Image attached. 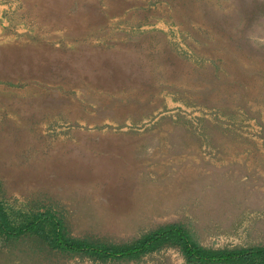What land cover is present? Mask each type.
I'll return each mask as SVG.
<instances>
[{
	"label": "rangeland",
	"instance_id": "374dc122",
	"mask_svg": "<svg viewBox=\"0 0 264 264\" xmlns=\"http://www.w3.org/2000/svg\"><path fill=\"white\" fill-rule=\"evenodd\" d=\"M93 1L72 25L0 45V197L14 223L50 211L92 242L180 223L208 248L264 246V0ZM0 264L189 263L174 246L103 261L27 235L0 236Z\"/></svg>",
	"mask_w": 264,
	"mask_h": 264
},
{
	"label": "trees",
	"instance_id": "16d2710c",
	"mask_svg": "<svg viewBox=\"0 0 264 264\" xmlns=\"http://www.w3.org/2000/svg\"><path fill=\"white\" fill-rule=\"evenodd\" d=\"M27 235L41 237L63 253L84 254L98 260H134L167 246L178 247L189 264H264V246L212 249L197 242L180 223L150 231L131 243L109 244L71 237L64 221L46 211L16 224L0 197V236L6 240Z\"/></svg>",
	"mask_w": 264,
	"mask_h": 264
},
{
	"label": "crops",
	"instance_id": "0c3cea01",
	"mask_svg": "<svg viewBox=\"0 0 264 264\" xmlns=\"http://www.w3.org/2000/svg\"><path fill=\"white\" fill-rule=\"evenodd\" d=\"M89 1L93 0H0V45L11 40L17 31H31L32 28L37 30L43 25L46 27L72 25L75 8L79 9L80 4ZM93 2L99 6L100 0ZM26 17L39 19L38 22L29 24ZM14 18H22L17 24L18 29L13 26Z\"/></svg>",
	"mask_w": 264,
	"mask_h": 264
},
{
	"label": "bare ground",
	"instance_id": "6f19581e",
	"mask_svg": "<svg viewBox=\"0 0 264 264\" xmlns=\"http://www.w3.org/2000/svg\"><path fill=\"white\" fill-rule=\"evenodd\" d=\"M163 166H164V165H163ZM161 167H162V166H161ZM165 167H166V166H165ZM171 169H172V168H171ZM171 169H170V170H171ZM170 170H169V171H170ZM176 171H177V170H176ZM176 171H175V172H176ZM164 172H165V171H164ZM164 172H163V174L165 175ZM167 172H168V171H167ZM175 172H174V173H175ZM168 173H169V172H168ZM172 173H173V172H172ZM170 174H171V173H170ZM170 174H169V175H170ZM161 175H162V174H161ZM173 175H175V174H173ZM192 175H193V173H192ZM166 176H167V174H166ZM166 176H165V178H167ZM148 177H149V176H148ZM160 177H161V176H160ZM194 177H195V176H194ZM194 177H193V178H194ZM143 178H144V177H143ZM149 178H150V177H149ZM170 178H172V179H171V182H173L172 180H173L174 177H170ZM193 178H191V179H193ZM146 179H147V177H146ZM146 179H145V180H146ZM161 179H162V178H161ZM168 179H169V178H167V180H168ZM213 179H215V178H213ZM142 180H143V179H142ZM149 180H150V179H149ZM169 180H170V179H169ZM169 180L167 181L168 184L171 183ZM207 180H208V179H207ZM181 181H182V180H181ZM188 181H190V180H188ZM188 181H187V182H188ZM147 182H148V179H147ZM190 182H191V181H190ZM190 182H189V183H190ZM212 182H213V181H212ZM142 183H143V182H142ZM144 183H146V182H144ZM161 183H162V182H161ZM163 183H165V182L163 181ZM203 183H204V182H203ZM225 183H226V182H225ZM149 184L151 185L150 182H149ZM153 184H154V183H153ZM172 184H173V183H172ZM185 184L187 185V183H185ZM192 184H193V183H192ZM192 184H191V185H192ZM194 184H195V183H194ZM204 184H205V183H204ZM150 185H149V186H150ZM161 185H163V184H161ZM191 185H190V186H191ZM197 185H198V184H197ZM197 185H194V186H197ZM226 185H227V184H226ZM149 186H148V188H150ZM152 186H154V185H152ZM172 186H173V185H172ZM172 186L169 184L167 188L171 187V189H173ZM194 186H192V187H193L192 190L194 189ZM181 187H182V186H181ZM216 187H217V186H216ZM146 188H147V184H146V187H145V191H146ZM162 188H163V187H162ZM179 188H180V187H179ZM195 188H196V187H195ZM198 188H200V187L198 186ZM177 189H178V188H177ZM177 189H176V190H177ZM183 189L185 190L186 187H183ZM183 189H181V192L183 191ZM190 189H191V188H190ZM190 189H189V190H190ZM143 190H144V188H143ZM169 190H170V189H169ZM173 190H175V189H173ZM173 190H172V191H173ZM192 190H191V191H192ZM206 190H207V189H206ZM145 191H144V192H145ZM147 191H148V189H147ZM147 191H146V192H147ZM163 191H164V190H163ZM165 191H166V190H165ZM170 191H171V190H170ZM191 191H190V192H191ZM194 191H195V189H194ZM198 191L201 192V190H198ZM216 191H217V189H216ZM144 192H143V194H144ZM185 192H186V190H185ZM213 192H214V191H213ZM140 193H141V192H140ZM163 193H164V192H163ZM163 193L161 192V194H163ZM174 193H176V192H174ZM174 193H173V194H174ZM187 193L189 194V192H187ZM194 193H196V192H194ZM204 193H206V192H204ZM210 193H211V192H210ZM210 193H208V194H206V195L209 196ZM153 194H154V193H153ZM153 194H152V195H153ZM184 194H186V193H183V195H184ZM198 194H199V193H198ZM200 194H201V193H200ZM150 195H151V194H150ZM176 195L179 196V194H175V196H176ZM183 195H182V196H183ZM194 195L197 196V193L194 194ZM210 195H213V194H210ZM145 196H146V194H145ZM156 196H157V195H156ZM156 196H155V194H154L153 197H156ZM161 196H163V195H161ZM165 196H166V195H165ZM165 196H163V197H165ZM168 196H169V195H168ZM170 196H171V195H170ZM170 196H169V197H170ZM175 196H174V197H175ZM180 196H181V195H180ZM192 196H193V195H192ZM195 196H194V197H195ZM201 196H202V194H201ZM201 196H200V199H201L202 197H204L205 195L202 196V197H201ZM223 196H224V195H222V197H223ZM229 196H230V195H229ZM236 196H237V194H236ZM146 197H147V196H146ZM157 197H158V196H157ZM163 197H162V198H163ZM172 197H173V196H172ZM187 197H189V196H187ZM216 197H217V196H216ZM230 197H231V196H230ZM139 198H140V197H139ZM144 198H145V197H144ZM176 198H177V197H176ZM196 198H197V197H196ZM198 198H199V197H198ZM205 198H206V197H205ZM165 199H168V198L165 197ZM174 199H175V198H174ZM190 199H191V198H190ZM202 199H203V198H202ZM212 199L215 200V198H212ZM216 199H217V198H216ZM152 200H153V199H152ZM152 200H151V201H152ZM158 200H160V199L158 198ZM162 200H163V199H162ZM169 200H170V198H169ZM219 200H220V198H219ZM219 200L217 199L216 201H219ZM138 201H139V200H138ZM140 201H141V200H140ZM149 201H150V200H149ZM151 201H150V202H151ZM166 201H167V200H166ZM192 202H194V201H192ZM202 202H203V201H202ZM219 203H220V202H219ZM219 203H218V204H219ZM222 203H224V202H222ZM222 203H220V204H222ZM149 204H151V203H149ZM213 205H215V204L213 203ZM141 206H143V205L141 204ZM147 206H148V205H147ZM216 206H217V203H216ZM213 207H214V206H213ZM220 207H221V205H220ZM220 207H219V208H220ZM145 208H146V207H145ZM147 208H148V207H147ZM147 208H146V209H147ZM215 208H216V207H215ZM217 209H218V207H217ZM198 211H199V210H198ZM131 217H134V216L132 215ZM133 220H134V219H133ZM135 221H136V220H135Z\"/></svg>",
	"mask_w": 264,
	"mask_h": 264
}]
</instances>
